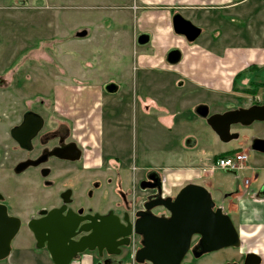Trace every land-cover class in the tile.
Instances as JSON below:
<instances>
[{
	"label": "rangeland",
	"instance_id": "obj_1",
	"mask_svg": "<svg viewBox=\"0 0 264 264\" xmlns=\"http://www.w3.org/2000/svg\"><path fill=\"white\" fill-rule=\"evenodd\" d=\"M131 3L133 0H0V117L10 115V107L14 105L13 101L23 100L27 101L28 105H34L37 99V96H34L36 93L30 88H27L26 92L21 91L23 88H17L13 81L14 78L22 80L25 79V75L31 78V74L46 72L41 77L44 79V84H49L54 82L53 77L57 72L63 85L71 84L74 85V89L83 90L80 94L83 96L84 105L89 103V98L86 101L87 83L93 85L95 82V80L88 81L86 76L88 73L97 74L98 80L113 79L120 90L115 96L121 98V132L118 138L112 139L111 127L108 126L104 148L106 152L113 151L118 156L123 175L130 177V174L134 173L139 180L146 175L149 167H163L176 160L166 156L164 153L167 152L176 151V153L195 156L209 151L210 157L221 153L219 149L225 148L226 145L218 140L202 119L194 116L193 110L195 106L204 104L208 107V114L211 115L227 109L246 108L251 102L257 100L263 102L264 67H259L254 72L246 71L247 67L240 73L246 72L233 82L234 75H223L222 84L218 86L216 92L192 91L186 97L184 96L186 93H179L182 94L183 102L189 106L185 110L183 107H177L179 116L170 127L158 121L157 115L154 114L158 111L152 107L154 112L150 113L151 123L146 125L148 130L143 132V119L137 109L139 107L138 97L141 95L154 97L156 93L140 91L144 88L141 84V75L139 73L138 76L132 71V68L136 66L135 57L139 54V46L132 47L120 35L118 18L124 17L130 25L132 23V12L128 8ZM262 17L261 13L256 14L258 20ZM240 21L237 25L240 41L235 45H230L243 48L264 46V44H252L250 36L253 26H260V31L261 27L264 29V22L250 25V27L244 21ZM82 30L87 31V35L83 38H76L75 34ZM206 37V34L202 33L195 42L200 43ZM242 54L238 56L237 65L230 66L228 70L223 67V72L233 73L240 65L243 66ZM250 66L254 64L250 63ZM29 70L32 72L29 73ZM121 73L124 75L123 78ZM72 77L84 79L81 83L74 84L75 82L70 79ZM28 83L36 87L40 85L37 81L35 84ZM253 87H257L254 96L246 91ZM159 94L174 95L175 93ZM112 97L111 94H105V98ZM158 110L160 113L163 108L159 107ZM181 116H188L185 120L189 124L180 125L178 119ZM12 124L13 121L6 118L0 123V157L3 152L11 153L15 147L8 135V129ZM187 135L195 139V148L189 147L188 139L186 147L183 146L181 139ZM144 141H147L146 145ZM16 152L12 155L14 159L19 156ZM131 166L138 168V171L132 172ZM244 167L245 170L236 174L220 170L209 176L202 175L203 178L199 180V183L205 186L208 183L211 184L206 188L212 194L215 205L222 206L225 214L227 211L224 208L225 204L219 200L217 191L237 193L239 198H252L264 181V158L262 156L250 154ZM110 171L109 174L112 176L113 172ZM245 180H247L246 184ZM123 186L125 189H130L131 180L128 178L124 183L123 179ZM163 196H167L164 191ZM229 200L235 203L237 199L229 198ZM156 211L162 212V210ZM26 220V217L22 219L21 234L12 240L9 255L0 260V264H52L46 252L39 251L32 246L31 235L24 226ZM256 224L254 222V225H241V243L238 248H225L206 253L197 259L189 253L184 263L239 262L245 253L254 252L261 258L260 264H264V228L257 227ZM130 256L131 253L127 258L124 256L123 262L129 263Z\"/></svg>",
	"mask_w": 264,
	"mask_h": 264
},
{
	"label": "flooded vegetation",
	"instance_id": "obj_2",
	"mask_svg": "<svg viewBox=\"0 0 264 264\" xmlns=\"http://www.w3.org/2000/svg\"><path fill=\"white\" fill-rule=\"evenodd\" d=\"M31 70H29V73L32 72ZM45 74L46 72L37 73L36 75L31 74V78L25 75V79L22 80L14 78L13 81L17 88H23L21 90L23 92L30 88L36 93L34 96H37V99L34 101V105H28V102L23 100L20 102L13 101L14 105L10 107V115L0 117L2 119L0 123L4 118L13 121L8 129V135L15 146L12 149L13 152H3L2 157H0V208L4 210L8 217L19 220V230L16 236L21 234L22 219L27 218L24 226L30 233L32 246L35 248V240L28 229V223L31 220L42 219L51 210L63 209L60 212L61 216L77 215L80 217L105 215L112 212L121 218L127 213L130 220L133 221L135 220V213L143 209V203L156 195L155 189H139L140 182L146 180L151 172L142 179L135 181L130 189H125L121 178L122 171L118 156L112 153L113 165L109 167L107 159L101 155L108 133L107 127H111L112 139L120 136L121 98L115 96L117 92H120L119 86L110 80L103 82L98 89L94 90L92 85L87 83L88 105L76 104L74 107L67 108L61 100L60 75L56 72L53 77L54 82L44 84L41 75ZM86 76L90 82L99 78L95 73H88ZM34 78H36L37 83L40 82L38 87L28 83L35 84ZM70 79L76 84L81 83V79L84 78L74 79L72 77ZM110 83L116 85V91L113 93H108L105 90V86ZM70 86L74 89V85ZM105 94H111L113 97L110 99L105 98ZM80 95L79 93L78 97ZM260 105H264V101L251 102L249 107ZM229 110L234 109H227L214 114H223ZM26 113L33 115L25 119ZM35 120H39L40 124L29 140V148H23L12 138L11 131L23 123L28 128L33 127ZM202 120L206 123L204 119ZM233 128L235 129L233 130ZM234 134L236 137L228 142H222L215 134L218 140L226 145L225 148L219 149L221 153L217 155L223 153H227V156L245 155L248 159L251 154L264 158V150L260 151L264 144L258 141L264 140V121H254L246 126L240 123L233 124L230 126V136ZM91 139L99 148L98 158L99 161L101 160L99 164L88 162L85 158L86 152L92 149ZM15 152L19 155L17 159L12 156ZM77 154L78 159L74 158ZM217 155H213L211 160ZM109 170L113 172L112 176H110ZM230 173L236 174L237 172ZM158 178L162 183L159 175ZM246 183L247 180H245ZM257 190L258 192L254 193L252 198H258L260 193L264 191V181ZM175 194L163 196L162 187V197H173ZM217 195L221 201L240 197L237 193L228 192H218ZM211 197L213 199L212 194ZM154 213L166 215L164 211H155ZM135 239L136 250L140 247V237L136 235ZM197 239L195 238L192 242L191 248L196 244ZM39 251L47 253L45 247L39 249ZM189 253L191 254V252ZM128 255V252L127 255L124 254V249L122 257L109 256L103 252L102 257L99 258L97 253L94 252L97 263L100 262L101 264H104L106 260H113L114 263L112 264H116V262L124 260L123 256L127 258ZM245 255L246 253L239 262H233L243 264Z\"/></svg>",
	"mask_w": 264,
	"mask_h": 264
},
{
	"label": "crops",
	"instance_id": "obj_3",
	"mask_svg": "<svg viewBox=\"0 0 264 264\" xmlns=\"http://www.w3.org/2000/svg\"><path fill=\"white\" fill-rule=\"evenodd\" d=\"M128 8L132 12L131 25L124 17H119L118 23L120 35L125 38V41L132 47L139 46V54L135 57L136 66L132 68V71L138 76L139 73L141 75V84L144 86L140 90L141 92L158 93L154 97L148 95L138 97L139 107L137 109H139L140 117L143 119V132L148 130L146 125L151 123L150 113L151 111L154 112V108L158 111L154 112L159 119L158 121L162 125L165 123L167 127L172 126L173 121L179 116L177 107H183L185 110L189 106L183 102L182 94L179 93H186L184 94L186 97L192 91L216 92L218 86L222 84L223 75L231 74L235 77L236 74L249 67L250 63H253L257 68L264 67V46L243 48L230 45H235L240 41L237 30L239 20H241L240 22L244 21L249 26L264 22V3L261 0H133ZM175 13H179L183 18L200 28V35L206 34V39H202L200 43L195 42L196 40L193 43H188L184 37L176 35L173 32L171 22ZM258 13L263 16L261 20L256 18ZM259 27L255 25L252 33L250 31L252 44H264V29L261 27L259 31ZM143 34L148 36V43L138 45L136 43L137 38ZM173 48L181 52V59L177 64L169 65L165 57L166 53ZM241 53H243L241 58L244 60V65H240L233 73L223 72V67L228 70L230 66L237 65L238 56ZM137 75L135 77L138 79ZM121 76L124 77L123 73ZM110 80L114 81L113 79H96L92 87L96 90L100 84ZM61 85V100L65 107L71 108L76 104L84 105L83 96L78 97V94L83 90L73 89L71 84L63 85L61 83ZM166 92L175 94H159ZM73 94L74 96H72ZM159 107L163 108L160 113ZM188 116H181L178 119L180 125L189 124L185 120ZM168 123L169 125H167ZM187 139L191 141L189 147L195 148V139L190 135L181 139L183 146L186 147ZM146 143L147 141H144L145 145ZM91 145L92 149L86 152L85 158L88 162L99 164L101 160L99 161L98 158V145L94 144L93 139H91ZM103 149L101 155L107 159V164L110 167L113 165L111 158L114 152H106L104 144ZM164 154L176 160L163 167H149L146 174L154 171L157 176L161 177L163 191L166 195L177 193L181 187L188 183L203 185L199 183V180L203 178L202 175L205 176L202 170L215 161V159L211 160L209 151L195 156L176 153V151ZM137 169L131 166L132 172L138 171ZM121 178L122 181L124 179V183L129 178L132 186L138 180L134 173H131L129 177L121 172ZM203 186L207 187L211 184L208 183ZM226 200L228 201H222L227 210L226 214L229 215L239 233L242 224L254 225L255 222L257 223L255 226L264 228V197H242L238 198L235 203L229 199ZM218 207L223 210L222 206L219 205ZM70 264H97V259L94 252H85L71 261Z\"/></svg>",
	"mask_w": 264,
	"mask_h": 264
},
{
	"label": "water",
	"instance_id": "obj_4",
	"mask_svg": "<svg viewBox=\"0 0 264 264\" xmlns=\"http://www.w3.org/2000/svg\"><path fill=\"white\" fill-rule=\"evenodd\" d=\"M261 1L264 3V0ZM171 22L173 32L184 37L188 43H193L201 33L200 28L179 13L173 14ZM86 35L85 30L75 34L77 38ZM148 40V36L143 34L137 38L136 43L145 45ZM180 59L181 52L176 48L166 53L165 60L169 65L177 64ZM105 90L113 93L116 91V85L107 84ZM194 114L204 119L222 142H228L236 137L235 134L230 136L231 125L240 123L246 126L254 121H264V105L212 115H208L206 105H199ZM31 115L33 114L26 113L24 118L27 119ZM39 124L40 121L35 120L33 127L28 128L23 123L11 131V136L21 147L29 148V140ZM258 141L264 144V140ZM263 150L264 147L260 149L261 152ZM74 158L78 159V154ZM139 189H155L156 195L143 203V209L135 213L133 221L127 213L121 218L112 212L88 217L61 216L63 209L51 210L42 219L31 220L28 229L34 237L36 248L45 247L53 264H70L85 252H96L99 258L103 252L109 256L122 257L124 249V254L127 255V252L131 253L130 238L137 235L140 237V247L130 256V262L121 260L116 264H187L184 259L189 252L197 259L206 253L240 246L239 231L229 215L223 213L221 207L215 206L205 187L188 183L173 197H162V183L153 171L146 180L140 182ZM260 196L264 197V191ZM156 210H162L166 215H157L154 213ZM18 230L19 220L8 217L0 208V260L9 255L11 241ZM194 238L198 239L191 248ZM260 262L261 258L250 252L245 255L243 264ZM112 263L113 260L104 261V264Z\"/></svg>",
	"mask_w": 264,
	"mask_h": 264
},
{
	"label": "built area",
	"instance_id": "obj_5",
	"mask_svg": "<svg viewBox=\"0 0 264 264\" xmlns=\"http://www.w3.org/2000/svg\"><path fill=\"white\" fill-rule=\"evenodd\" d=\"M247 161V157L245 155H229L225 157H221L212 162L206 169L202 171L207 175H212L216 171H230V172H239L243 170L244 164ZM135 235H132L130 238V252L133 256L135 251Z\"/></svg>",
	"mask_w": 264,
	"mask_h": 264
},
{
	"label": "trees",
	"instance_id": "obj_6",
	"mask_svg": "<svg viewBox=\"0 0 264 264\" xmlns=\"http://www.w3.org/2000/svg\"><path fill=\"white\" fill-rule=\"evenodd\" d=\"M257 69H258V68H257L256 66H250V67H248V68L246 69V71H248V72H254V71H256ZM246 71H244V72H246ZM244 72L236 74L235 77H234V80H237L238 78H240V76H241ZM256 86H257V85H256ZM246 91L250 92V94H251L252 96H254V95H256L257 87H253V88L247 89ZM225 156H227V153H223V154L217 155L214 159H218V158L225 157Z\"/></svg>",
	"mask_w": 264,
	"mask_h": 264
}]
</instances>
